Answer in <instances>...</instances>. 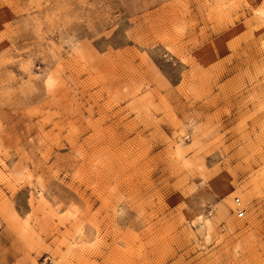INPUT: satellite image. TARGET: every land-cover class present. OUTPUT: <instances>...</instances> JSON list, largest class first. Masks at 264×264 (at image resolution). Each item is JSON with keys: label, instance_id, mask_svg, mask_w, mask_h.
I'll use <instances>...</instances> for the list:
<instances>
[{"label": "rangeland", "instance_id": "rangeland-1", "mask_svg": "<svg viewBox=\"0 0 264 264\" xmlns=\"http://www.w3.org/2000/svg\"><path fill=\"white\" fill-rule=\"evenodd\" d=\"M0 264H264V0H0Z\"/></svg>", "mask_w": 264, "mask_h": 264}, {"label": "built area", "instance_id": "built-area-1", "mask_svg": "<svg viewBox=\"0 0 264 264\" xmlns=\"http://www.w3.org/2000/svg\"><path fill=\"white\" fill-rule=\"evenodd\" d=\"M235 204L237 205L235 216L241 217L243 214V209L239 206L238 198H235Z\"/></svg>", "mask_w": 264, "mask_h": 264}]
</instances>
